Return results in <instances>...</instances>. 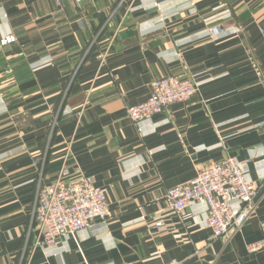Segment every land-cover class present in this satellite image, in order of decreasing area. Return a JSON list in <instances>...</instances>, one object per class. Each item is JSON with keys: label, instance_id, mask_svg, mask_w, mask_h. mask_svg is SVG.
<instances>
[{"label": "crops", "instance_id": "0c3cea01", "mask_svg": "<svg viewBox=\"0 0 264 264\" xmlns=\"http://www.w3.org/2000/svg\"><path fill=\"white\" fill-rule=\"evenodd\" d=\"M7 36L1 264H264V250H246L264 220V0H0ZM164 75L192 77L197 93L168 117L132 121L126 105ZM227 156L249 160L245 178L256 187L231 239L207 241L204 202L191 204L189 219L165 215L155 234L147 227L167 208L168 188ZM59 175L93 176L110 217L23 249L35 190Z\"/></svg>", "mask_w": 264, "mask_h": 264}, {"label": "built area", "instance_id": "2783aa9c", "mask_svg": "<svg viewBox=\"0 0 264 264\" xmlns=\"http://www.w3.org/2000/svg\"><path fill=\"white\" fill-rule=\"evenodd\" d=\"M209 33L212 37L217 36L221 28L214 26ZM14 39V36H7L0 40V44L5 45ZM5 72L10 75L13 69L9 66ZM149 90L146 99L126 106L132 121L153 119L158 115L168 117L173 105L188 102L197 93L193 78L180 80L174 76L152 79ZM248 168L249 160L237 161L227 156L197 170L188 181L168 188L164 195L167 208L146 218L147 227L155 234L152 228L162 227L165 215H169L173 222L183 221L189 219L192 203L204 202L207 208L204 218L207 241L231 239L255 208L256 187L245 178ZM109 217L105 186L91 176L82 175L66 181L59 175L50 185L40 189L33 200L23 249L33 251L51 247L59 237L74 236L93 222ZM260 233L258 239L246 245L247 252L264 250V220L260 222ZM165 264H176V261Z\"/></svg>", "mask_w": 264, "mask_h": 264}, {"label": "rangeland", "instance_id": "374dc122", "mask_svg": "<svg viewBox=\"0 0 264 264\" xmlns=\"http://www.w3.org/2000/svg\"><path fill=\"white\" fill-rule=\"evenodd\" d=\"M12 68V67H11ZM164 76H174V77H177V78H179L180 80H187V79H191L192 77H188V78H183V77H180V76H175V75H164ZM162 77V76H161ZM147 98V97H146ZM145 98V99H146ZM126 106H128V105H126ZM125 110H126V108H125ZM20 120L22 121L23 119L22 118H20ZM147 120H149V119H147ZM55 122V121H54ZM42 159H43V157H42ZM41 172L39 173V175L41 176ZM86 176H89V175H86ZM92 178H93V176H91ZM94 179V178H93ZM48 185H50L49 183L48 184H42V182H41V184H39L38 185V187L36 188V190H35V193H34V196H33V199H32V202H31V206H32V203H33V200L35 199V197H36V195L38 194V192L40 191V189H42L44 186H48ZM30 211H31V209H30Z\"/></svg>", "mask_w": 264, "mask_h": 264}]
</instances>
